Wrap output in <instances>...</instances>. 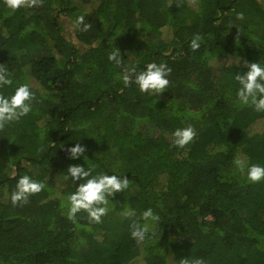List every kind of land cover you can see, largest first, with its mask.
I'll list each match as a JSON object with an SVG mask.
<instances>
[{
    "label": "trees",
    "instance_id": "obj_1",
    "mask_svg": "<svg viewBox=\"0 0 264 264\" xmlns=\"http://www.w3.org/2000/svg\"><path fill=\"white\" fill-rule=\"evenodd\" d=\"M153 61L171 68L166 90L124 85V68ZM245 61L264 65L262 0H37L15 11L0 0V64L13 80L0 93L20 83L35 93L28 115L0 128V264H264V180L247 182L233 163L264 165L254 130L264 111L235 94ZM189 125L193 139L174 146L172 131ZM76 143L84 159L68 157ZM69 164L129 179L100 223L67 218ZM24 174L45 187L13 205ZM149 207L159 220L137 242L129 225ZM114 214L119 233L103 225Z\"/></svg>",
    "mask_w": 264,
    "mask_h": 264
},
{
    "label": "clouds",
    "instance_id": "obj_2",
    "mask_svg": "<svg viewBox=\"0 0 264 264\" xmlns=\"http://www.w3.org/2000/svg\"><path fill=\"white\" fill-rule=\"evenodd\" d=\"M37 0H5L6 7L12 11L19 8L32 7ZM76 25H83L82 30H87L90 25L84 23L83 16H77ZM200 37L194 36L190 40V47L196 50L200 47ZM109 62L116 66H121V53L119 50L111 51L107 55ZM246 71L236 73L234 79L238 87L236 88V99L240 105H249L255 111H264V65L257 62H244ZM171 68L166 63L147 62L145 66L136 71L134 68H124L120 79L124 85L130 83L135 85L142 94L154 96L162 93L169 86L168 75ZM134 73V75H129ZM13 85V80L8 68L0 64V89ZM35 93L27 83L16 85L10 93H0V128L20 120L21 117L28 115L32 110V102ZM172 144L178 148H183L195 136V131L191 125L187 127L175 128L172 133ZM67 155L70 159L87 156L86 147L76 143L67 148ZM237 170L244 174L249 183H257L264 180V165L258 163L245 164L239 159H234ZM65 179H70L75 184V190L70 192L67 199V218L75 220L76 214L83 211L92 223H100L101 218L107 214L109 208V198L116 193L123 192L129 186V179L123 174H108L106 172H95L92 167H85V164H69ZM83 181V182H81ZM45 185L34 179L28 174L19 176L16 179L14 190L10 194L13 205L17 203L25 204L29 197L41 192ZM123 215L128 218L136 216V210L126 206ZM140 220L145 221L141 224L133 220L129 225L130 237L142 242L146 239L149 231L148 221H158L159 217L153 212L152 208H146L140 212ZM180 264H204L199 258H183Z\"/></svg>",
    "mask_w": 264,
    "mask_h": 264
},
{
    "label": "rangeland",
    "instance_id": "obj_3",
    "mask_svg": "<svg viewBox=\"0 0 264 264\" xmlns=\"http://www.w3.org/2000/svg\"><path fill=\"white\" fill-rule=\"evenodd\" d=\"M75 1H77V0H74V2ZM262 1H264V0H262ZM66 24H67V26H70L71 22L67 21ZM254 130H255V132L264 131V122H259V123L255 124ZM134 191H135L134 188L131 186L130 193H133ZM103 225L106 226V230L109 231V229H110L114 233H119L120 232V230H119L120 216L118 214L109 215V217L104 219ZM106 230H103V231L105 232ZM139 263H141V262H139Z\"/></svg>",
    "mask_w": 264,
    "mask_h": 264
}]
</instances>
